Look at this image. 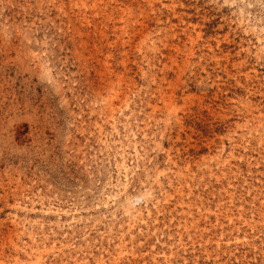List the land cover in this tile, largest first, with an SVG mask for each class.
<instances>
[{
  "label": "rangeland",
  "instance_id": "374dc122",
  "mask_svg": "<svg viewBox=\"0 0 264 264\" xmlns=\"http://www.w3.org/2000/svg\"><path fill=\"white\" fill-rule=\"evenodd\" d=\"M0 264H264V0H0Z\"/></svg>",
  "mask_w": 264,
  "mask_h": 264
}]
</instances>
